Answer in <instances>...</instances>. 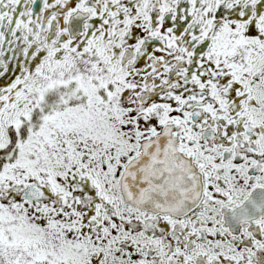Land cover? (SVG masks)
<instances>
[{"label": "snow or ice", "instance_id": "6c2138e0", "mask_svg": "<svg viewBox=\"0 0 264 264\" xmlns=\"http://www.w3.org/2000/svg\"><path fill=\"white\" fill-rule=\"evenodd\" d=\"M0 264H264V0H0Z\"/></svg>", "mask_w": 264, "mask_h": 264}]
</instances>
